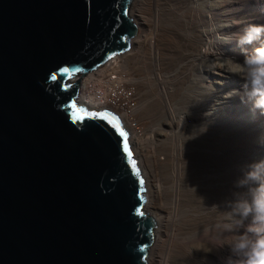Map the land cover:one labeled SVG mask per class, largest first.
<instances>
[{
  "label": "water",
  "instance_id": "water-1",
  "mask_svg": "<svg viewBox=\"0 0 264 264\" xmlns=\"http://www.w3.org/2000/svg\"><path fill=\"white\" fill-rule=\"evenodd\" d=\"M131 3L0 0V264H148L157 221L131 143L139 175L112 125L68 107L75 77L138 34Z\"/></svg>",
  "mask_w": 264,
  "mask_h": 264
},
{
  "label": "bare ground",
  "instance_id": "bare-ground-1",
  "mask_svg": "<svg viewBox=\"0 0 264 264\" xmlns=\"http://www.w3.org/2000/svg\"><path fill=\"white\" fill-rule=\"evenodd\" d=\"M228 1L132 0L130 15L143 32L129 40V48L134 50L136 47L134 51L138 52L143 45L148 46L149 58L158 66L162 64L167 69L177 67L168 81L155 79L162 86L159 90L162 91L161 115L158 125L156 121L149 130L139 128L136 120L138 105L131 113L108 106L111 105L108 96L112 76L122 68L128 72L124 68L133 62L135 52L114 55L84 77L82 74L75 77V81L78 78L80 81L76 96L79 107L89 112L105 107L111 109L127 131L128 141L141 164L146 186L145 209L157 221L148 264H187L184 259L186 252L194 257L195 264H240L241 258L235 256L225 242L231 240L233 234L244 233L249 223L243 220L231 232L224 231L225 216L232 211L228 202L236 200L235 194L242 193L244 189L236 186L241 177L239 156H224V137L230 125L240 130L253 127L251 125L257 116L249 101L242 100L241 95L225 96L233 89L243 93L245 80L228 73L225 68L209 67L220 58L243 60L259 41L245 47L235 40L221 41L225 36L235 39V34L244 28L240 26L242 19L239 21L228 13ZM233 1H237L242 9L256 11V17L249 19L246 25L264 24V0ZM176 9L181 12L177 14L186 16L185 29L176 23ZM238 48L243 52H238ZM239 54L243 57L240 58ZM134 77H130L133 85ZM144 77L142 80L147 78ZM147 94L144 91L140 98L143 100L141 103L144 102L142 108L155 99L149 100ZM202 128L205 130L201 131ZM254 158L261 160L264 156L255 155ZM246 219L251 223V215Z\"/></svg>",
  "mask_w": 264,
  "mask_h": 264
},
{
  "label": "clouds",
  "instance_id": "clouds-1",
  "mask_svg": "<svg viewBox=\"0 0 264 264\" xmlns=\"http://www.w3.org/2000/svg\"><path fill=\"white\" fill-rule=\"evenodd\" d=\"M232 40L241 47L257 41L259 44L246 53L242 62L231 57L220 58L209 68H225L228 73L244 79L243 93L233 89L225 96L241 95L242 100L247 97L253 101V109H259L264 114V24L249 23L235 34V39L230 36L221 39L223 42ZM261 143L264 144V140ZM247 169L236 181L238 188H246L247 191L236 193L238 198L228 202L232 211L225 216L224 231L231 232L235 225L241 224L249 215L252 221L244 233L233 234L232 239L225 243L229 244L235 256L241 258L240 264H264V159L250 163ZM236 216L240 219H235ZM233 220L236 223H232Z\"/></svg>",
  "mask_w": 264,
  "mask_h": 264
},
{
  "label": "rangeland",
  "instance_id": "rangeland-1",
  "mask_svg": "<svg viewBox=\"0 0 264 264\" xmlns=\"http://www.w3.org/2000/svg\"><path fill=\"white\" fill-rule=\"evenodd\" d=\"M229 5V6H228ZM237 6H239V7H237ZM235 7V8H234ZM243 7V6H242ZM227 11H228V13H232L234 16H236L238 19H239V21L241 22L240 23V26H241V28L242 27H245L246 26V22L247 21H249V19L251 20H253V18H255L256 17V11H252V10H249V9H247V8H241V6L237 3V1H233V0H229L228 1V4H227ZM181 10V9H180ZM245 12H247V13H245ZM249 10V11H248ZM239 11V12H238ZM177 12H180L178 9H176L175 10V14H176V19L175 20H177L176 21V23L177 24H179L180 25V27L181 26H185V24H183L184 22H185V15H184V17H182V16H180L179 14L181 13H178L177 14ZM236 12V13H235ZM237 12H238V14H237ZM251 12V14H249ZM245 14V15H244ZM179 15V16H178ZM254 15V16H253ZM242 16H243V18H242ZM245 17V18H244ZM179 19V20H178ZM246 19V20H245ZM248 19V20H247ZM181 20H183L182 22H181ZM181 22V23H180ZM181 29H185V27L184 28H181ZM184 31V30H183ZM186 31V30H185ZM184 31V32H185ZM138 32L139 33H142L143 32V29L141 28V27H139L138 28ZM180 32H182V31H180ZM183 33V32H182ZM246 45H244L243 47H245ZM144 47H146V48H144ZM143 49H145V50H143ZM134 50H136V47H135V49ZM133 50V47H131V49L130 48H128L126 51H124L125 53H129L130 52V54H132V52L134 53L135 51ZM141 50H142V55L140 54V52H141ZM128 51V52H127ZM145 51V52H144ZM148 51V52H147ZM159 51H161V50H159ZM238 52H243L242 51V49H239L238 48V50H237ZM139 53V54H138ZM129 54V55H130ZM135 54L136 55H134L135 57L134 58H136V59H134L133 58V62L132 63H129L124 69H127V71L129 72V75H130V77L131 78H133L134 76L136 77V78H138V80H139V82H138V80H136V78H135V82H138L137 84L134 82V86H135V89H137L138 90V92H137V95H138V111L139 112H137L136 113V120H137V122H139L138 123V125H139V128H141V129H144V130H149L152 126H154V125H158V119H159V116L161 115V113H159V112H161V111H159L161 108H160V106H161V99H162V91H160L159 92V90L162 88V86H161V83H160V81H159V83H156L158 80H160V78L161 79H166V81H168V77H169V75H172L173 73H174V70H175V67L176 66H173V68H171V69H167V68H165L162 64H160L159 66L157 65V63H156V61H152V59L151 58H149V55H150V52H149V47L148 46H145V45H143L142 46V48L141 49H139V51L137 52H135ZM125 55V54H124ZM128 55V56H129ZM141 55V56H140ZM128 56H126V57H128ZM137 56H139V57H142L144 60H145V62H144V60H142V58H140V59H138L139 57H137ZM239 57L240 58H242L243 57V54H239ZM124 58V57H123ZM123 58H122V60H123ZM138 59V60H137ZM149 60V61H146V60ZM141 61V63H142V61H143V64L141 65L140 64V61ZM138 61H139V63H138ZM239 61V60H238ZM243 60L241 59L240 60V62H242ZM137 64H136V63ZM134 65H136V66H134ZM138 65V66H137ZM156 65V66H155ZM149 66V67H148ZM152 66V67H151ZM155 66V67H154ZM158 66V67H157ZM143 68H144V70H143ZM177 68V67H176ZM139 69V70H138ZM147 69V70H146ZM150 69V70H149ZM152 69V70H151ZM130 70V71H129ZM136 70V71H135ZM139 71H140V73H139ZM148 71V72H147ZM134 72H136V73H134ZM142 72V73H141ZM88 73V72H87ZM134 73V74H133ZM144 73H145V75H144ZM133 74V75H132ZM157 75V76H155V75ZM160 74H161V77H160ZM87 75V74H86ZM132 75V76H131ZM138 75V76H137ZM85 76V74L83 75L82 74V77H84ZM145 76V77H147V78H145V80L143 79L142 80V78ZM151 77V79H150V77ZM167 76V77H166ZM157 78H158V80H157ZM151 80V83H150V80ZM157 81H156V80ZM153 81H155V82H153ZM165 81V82H166ZM149 83V84H148ZM154 83H155V85H154ZM140 84V85H139ZM145 84V85H144ZM169 84V83H168ZM152 86V88H151V86ZM137 86V87H136ZM140 86H142L141 88H140ZM146 86V87H145ZM148 86H150V89L148 88ZM140 88V89H139ZM154 88V89H153ZM136 90V91H137ZM155 90V91H154ZM157 90V91H156ZM140 91V92H139ZM144 91H147V95H149V96H151V97H149L148 96V98H149V100H151L152 98H155V99H152V101H149V103L148 104H150V105H148V104H146L145 106L146 107H143L142 108V105H144V102H143V104L141 103L142 101H140V98H142L141 96L143 95V93H144ZM149 91V92H148ZM154 92H157L156 94L157 95H155V93ZM142 93V94H141ZM150 93V94H149ZM153 93V94H152ZM159 93V94H158ZM152 94V95H151ZM161 94V95H160ZM77 96V95H76ZM155 96V97H154ZM161 96V97H160ZM157 97L159 98V99H157ZM244 100L245 101H249V105H251L252 107H253V101L252 100H250V99H248L247 97H244ZM152 102V103H151ZM156 102V103H155ZM159 102V103H158ZM139 104H141L140 106H139ZM154 105V106H153ZM158 105V106H157ZM149 106V107H148ZM152 106V107H151ZM157 106V107H156ZM143 109V111H140V110H142ZM148 110H147V109ZM149 108H150V110H149ZM153 108V109H152ZM158 109V110H157ZM145 110V111H144ZM152 112H153V114H152ZM145 113V114H144ZM152 114L151 116H148L149 114ZM254 113L256 114V116H257V120L255 121V123H254V125H251V126H253V127H249V128H246V129H238V128H236L235 126L233 127V126H231L230 125V127H228L227 128V132L225 133V137H224V156H239V159H240V162H241V177L245 174V172L248 170L247 169V166L251 163V162H254V161H259L260 159H256V158H254V156L256 155H258V156H264V144H261V139L262 140H264V114H262L261 113V111L259 110V109H255L254 110ZM142 114V115H141ZM261 114V115H260ZM146 115V119L144 118V116ZM259 115V116H258ZM143 116V117H142ZM156 116V117H155ZM143 118H144V121H143ZM151 120H152V123H151ZM142 121V122H141ZM155 121V122H154ZM156 121H157V123H156ZM144 122V123H143ZM156 123V124H155ZM142 124V125H141ZM144 124L146 125V126H144ZM148 125V126H147ZM259 126V127H258ZM143 127V128H142ZM148 127V128H147ZM254 127H257V128H254ZM260 127H262L261 129H259ZM231 129H232V131H231ZM237 129V130H236ZM255 129H257V131L255 130ZM236 130V131H235ZM248 130V131H247ZM247 131V132H246ZM241 132V133H240ZM240 135V136H239ZM248 135V136H247ZM260 135H261V137H260ZM243 136H244V138H243ZM258 137V138H257ZM239 147H238V146ZM244 145V146H243ZM251 145V146H250ZM262 145V146H261ZM241 146H243V147H241ZM249 146V147H248ZM255 146V147H254ZM258 146V147H257ZM230 150H229V149ZM244 148V149H243ZM249 148V149H248ZM242 149V150H241ZM250 149H251V151H250ZM255 149V150H254ZM259 149V150H258ZM228 150V151H227ZM245 150V151H244ZM258 150V151H257ZM253 151V152H252ZM260 151V152H259ZM251 152V153H250ZM230 154V155H229ZM244 155V156H243ZM250 158V159H249ZM242 159V160H241ZM245 159V160H244ZM249 160V161H248ZM243 161V162H242ZM248 162V163H247ZM244 168V169H243ZM246 169V170H245ZM240 177V178H241ZM247 191V189L246 188H244L243 190H242V193L243 192H246ZM245 220V222L246 223H249L250 224V222L248 221V219H244ZM187 253V254H186ZM185 253V255H184V259H185V262L187 263V264H190V263H193V264H195L194 262H196L195 261V259H194V257L190 254V253H188V252H186ZM189 254V255H188ZM188 255V256H187ZM191 256V257H190ZM186 257V258H185ZM150 258H151V255H150ZM188 258V259H187ZM190 258V259H189ZM192 258V259H191Z\"/></svg>",
  "mask_w": 264,
  "mask_h": 264
},
{
  "label": "snow or ice",
  "instance_id": "snow-or-ice-1",
  "mask_svg": "<svg viewBox=\"0 0 264 264\" xmlns=\"http://www.w3.org/2000/svg\"><path fill=\"white\" fill-rule=\"evenodd\" d=\"M62 73H65L69 76H71L74 72L81 71L79 68H75L70 70L69 68H62L60 70ZM53 80L57 79V75L53 74L51 77ZM71 111V119L75 121H80L85 118H101L106 120L110 125L114 127V129L119 133V135L123 138V151L127 154L128 160L132 165L133 170L136 172L137 175H139V170L137 169L135 160L132 159V152L129 149L128 140H127V133L123 130V127L120 123L119 117L115 116L112 113H109L107 111L104 112H89L87 109L83 107H78L76 102L73 101L69 106ZM140 183V191L143 192V184L144 181L141 179L139 181ZM142 214V213H141Z\"/></svg>",
  "mask_w": 264,
  "mask_h": 264
},
{
  "label": "built area",
  "instance_id": "built-area-1",
  "mask_svg": "<svg viewBox=\"0 0 264 264\" xmlns=\"http://www.w3.org/2000/svg\"><path fill=\"white\" fill-rule=\"evenodd\" d=\"M112 79L113 83L110 86L108 96L111 105H107L131 113L138 105V95L134 85L130 81V75L122 68L115 71Z\"/></svg>",
  "mask_w": 264,
  "mask_h": 264
}]
</instances>
